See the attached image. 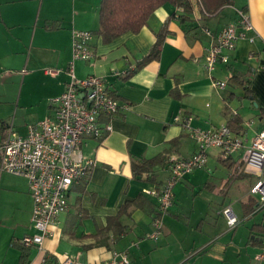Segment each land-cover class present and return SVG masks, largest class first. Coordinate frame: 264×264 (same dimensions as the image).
Segmentation results:
<instances>
[{"label":"crops","instance_id":"0c3cea01","mask_svg":"<svg viewBox=\"0 0 264 264\" xmlns=\"http://www.w3.org/2000/svg\"><path fill=\"white\" fill-rule=\"evenodd\" d=\"M100 2L0 0V139L7 123L24 136L28 126L53 114L50 100L63 92L70 66L77 78H103L121 105L111 119H101L111 126L102 139L83 137L79 154L93 159L94 167L87 179L71 187L67 212L58 217L54 237L40 247L20 245L24 236L34 233L26 179L0 174V246L12 251L17 264H62L66 256L82 264H100L114 251L127 252L129 264H264V208L258 209L257 196L249 193L255 181L243 194L245 201H237L239 212L234 209L236 202L221 200L219 208L231 206L238 219L230 229L223 217L222 232L215 227L218 220L211 217L212 199L193 195L194 188L185 185L198 179L196 175L206 178L205 172L211 173L210 163L220 160L217 150L209 151L205 169L195 170L174 186L173 204L160 217L162 230L156 241L148 236L157 200L145 193L160 190L171 159L187 158L196 150L174 117L189 116L191 127L202 130L230 123L235 134L245 133V144L264 128V0H233L232 6L211 17L204 16L199 2L193 1L185 22L179 19L181 9L165 4L138 33L111 41L100 33ZM236 9L248 14L253 29L237 40L228 63L218 64L208 75L204 54L212 38L207 31L215 34L234 21ZM162 27L167 33L159 55L142 62ZM75 29L92 33L90 47L95 56L89 61H72L71 31ZM211 76L226 86L213 87ZM241 155L239 150L222 160L229 176L220 192H227L230 183L241 191L245 180L253 179L244 171ZM153 157L163 159L153 169L155 180L133 177L132 162ZM202 187L210 189L209 180ZM135 199L138 206L130 204L119 218L125 232L105 231L107 219ZM15 206L20 213L4 232L7 208ZM258 214L260 220L251 224L248 236L238 239V225ZM0 264H6L5 258Z\"/></svg>","mask_w":264,"mask_h":264},{"label":"built area","instance_id":"2783aa9c","mask_svg":"<svg viewBox=\"0 0 264 264\" xmlns=\"http://www.w3.org/2000/svg\"><path fill=\"white\" fill-rule=\"evenodd\" d=\"M197 1L198 0H193ZM203 14V13H202ZM204 15V14H203ZM236 19L212 34V43L205 50L204 68L208 75L218 64H227L229 54L235 49L239 38H246V32L253 29L248 14L242 9L235 10ZM92 33L71 31L72 61H89L95 55L90 47ZM252 41V38H249ZM69 77L63 92L50 100L54 112L37 123L28 126L26 135H19L12 123L3 125L0 139V174L7 173L26 179L32 199L31 224L34 233L20 240L23 248L40 247L47 238L54 237L53 228L58 217L68 210V193L75 183L87 179L94 167V161L79 154L83 137L96 139L111 130L109 122L121 107L109 92L106 81L94 75L77 78L72 66L67 70ZM213 87L223 89L225 81L211 76ZM187 136L196 144L195 152L187 158H173L168 163L169 175L160 190H148L146 194L157 200L153 217V231L148 238L156 241L162 230L161 216L173 204V188L186 175L198 169H205L208 153L218 151L220 160H227L242 150L241 161L247 174L255 177L249 193L258 198V209L264 208V128L245 144V133L235 134L226 125L202 130L191 127V117L176 116ZM226 220L228 228L233 229L238 219L231 206L219 212ZM62 264H82L76 258L66 256ZM100 264H129L127 252L111 253L108 260Z\"/></svg>","mask_w":264,"mask_h":264},{"label":"trees","instance_id":"16d2710c","mask_svg":"<svg viewBox=\"0 0 264 264\" xmlns=\"http://www.w3.org/2000/svg\"><path fill=\"white\" fill-rule=\"evenodd\" d=\"M198 2L201 12L206 17L215 16L224 7L233 4V0H198ZM165 4L182 10L183 14L179 17L181 22L187 21L193 10V0H101L99 5L100 33L106 41L116 39L125 33L136 34L146 25L153 12ZM166 33L165 27L156 33V40L142 62H148L159 55ZM127 75L126 73L125 76ZM234 122L237 123L236 120ZM226 126L232 131L230 123ZM162 162V157L133 161L131 164L132 175L146 181H154L153 169ZM137 200L121 205L117 215L107 219V226L104 230H112L115 235H122L125 232V227L121 225L119 218L130 204L138 206Z\"/></svg>","mask_w":264,"mask_h":264},{"label":"rangeland","instance_id":"374dc122","mask_svg":"<svg viewBox=\"0 0 264 264\" xmlns=\"http://www.w3.org/2000/svg\"><path fill=\"white\" fill-rule=\"evenodd\" d=\"M209 167H210L211 173L208 174L205 172L206 178H203L201 176L199 177L198 175H196L195 177L198 179H194V181H192V183H186L185 185H188L189 187L194 188L193 195L200 194L201 196H204V197L209 196L210 200L212 199V211H211L212 215H211V217L218 220V224L215 225V227L220 229L221 230L220 232H222V230H224V228H225L224 227V218L221 214H217V211H216V209L221 207V205H220L221 200L224 198L226 200V202H229V203H234V202L237 203V201H240V200H241V203L244 202L245 200L242 199V196L248 190V187H249V184L251 183V181L252 182L255 181V177H253L252 180H250V179L245 180L246 182L243 183L240 187L241 191H236V189H237L236 183H234V184L230 183L227 192L222 193L219 190L223 188L224 182L226 180H228L229 169L222 162V160L221 161L215 160L214 162L212 161V163H210ZM202 172H204V171H202ZM206 180H209V182L211 184L210 189H203V187H202L204 184V181H206ZM0 187H2V184L0 185ZM255 198L257 199V197H255ZM236 199H238V200H236ZM179 200L181 201L180 198H179ZM180 205H182L181 207L183 208L184 203L181 201ZM239 205H240V203H237L234 205V209L237 212H239L238 211ZM22 206H24V205H22ZM17 208L18 207H16V206L14 207V209L12 207L7 208L8 221H6V223H5L6 226H4L2 228L4 232H7L10 229V227L8 226L9 221L16 219V217L20 213ZM219 209H221V208H219ZM260 216H261V214H258L257 216H254L252 218H244L242 220V223H240L238 225L237 231L235 232L237 238L242 239V240L245 239L248 236V233H249L248 231H249L251 224L259 221ZM2 258H5L6 264H17L16 258L12 256V251L9 250L6 245L0 246V261L2 260Z\"/></svg>","mask_w":264,"mask_h":264}]
</instances>
